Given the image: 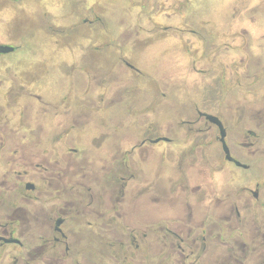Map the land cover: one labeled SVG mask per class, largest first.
<instances>
[{"label":"flooded vegetation","instance_id":"obj_1","mask_svg":"<svg viewBox=\"0 0 264 264\" xmlns=\"http://www.w3.org/2000/svg\"><path fill=\"white\" fill-rule=\"evenodd\" d=\"M192 2L136 0L112 32L78 0L61 94L6 84L0 264H264V0L206 22Z\"/></svg>","mask_w":264,"mask_h":264},{"label":"rangeland","instance_id":"obj_2","mask_svg":"<svg viewBox=\"0 0 264 264\" xmlns=\"http://www.w3.org/2000/svg\"><path fill=\"white\" fill-rule=\"evenodd\" d=\"M76 1L78 3V0H29L26 5L22 0L0 5V42L22 46L19 50L0 56V98L4 95L2 90L8 82H13L15 87L19 86L17 89L19 90L21 82L26 80L39 83L41 93L46 98L61 94V87L66 82L64 75L68 71L71 72L72 62L77 58L80 47L83 46V49L88 47L85 45L86 38L82 36V32L77 31L79 26H74L79 11ZM228 1L194 0L191 5L185 6L184 11L196 22L200 19L206 22L204 19H217L216 16L227 6ZM100 2L99 6L104 9L105 4L114 8L108 11L104 18L106 25H112L108 26L112 32L117 29L113 25V18H123L122 20L129 22L137 13L136 6L131 4L136 3V0ZM82 28L90 30L87 26ZM96 28L91 29L94 31ZM203 28L206 33L208 28L205 26ZM170 42L174 49L175 41ZM90 56V61L99 62L102 66H111L119 62V55L114 47L105 49L104 53L94 51ZM126 100L128 104H124V112L130 108L132 101L138 100V96L128 95ZM1 110L2 105L0 112Z\"/></svg>","mask_w":264,"mask_h":264},{"label":"water","instance_id":"obj_3","mask_svg":"<svg viewBox=\"0 0 264 264\" xmlns=\"http://www.w3.org/2000/svg\"><path fill=\"white\" fill-rule=\"evenodd\" d=\"M14 51V47L7 45H0V54H8Z\"/></svg>","mask_w":264,"mask_h":264}]
</instances>
